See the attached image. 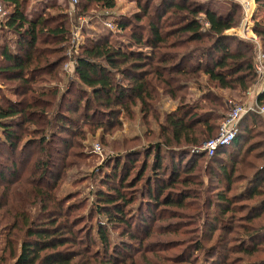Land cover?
Returning <instances> with one entry per match:
<instances>
[{
    "label": "trees",
    "instance_id": "16d2710c",
    "mask_svg": "<svg viewBox=\"0 0 264 264\" xmlns=\"http://www.w3.org/2000/svg\"><path fill=\"white\" fill-rule=\"evenodd\" d=\"M136 1L140 10L119 28L150 52L123 48L109 36L89 38L65 82L67 13L52 12L53 2L33 14L29 0H1L8 16L0 83L10 84L17 98L0 87V264H197V252L208 254V264H264V139L248 130L262 115H245L233 142L213 156L196 149L218 134L225 117L203 110L212 97L222 106L213 88L246 90L257 79L252 49L227 32L239 23L241 6ZM256 1L264 8V0ZM93 4L113 8L116 0H80V11ZM254 30L264 41V26ZM189 83L207 89L203 104L181 94ZM160 90L181 99L163 121L155 106ZM258 102L264 106V91ZM121 111L129 119L144 111V135L156 140L110 154L95 200L82 212L89 198L63 193L67 159L83 153L74 151L83 146L85 129H111ZM252 149L261 163L249 160ZM234 184L238 192L227 195ZM200 194L206 202L193 240L195 224L184 209ZM178 247L179 253L165 252Z\"/></svg>",
    "mask_w": 264,
    "mask_h": 264
},
{
    "label": "rangeland",
    "instance_id": "374dc122",
    "mask_svg": "<svg viewBox=\"0 0 264 264\" xmlns=\"http://www.w3.org/2000/svg\"><path fill=\"white\" fill-rule=\"evenodd\" d=\"M196 2H215L217 5L222 4H230V1L239 2V0H195ZM55 4L52 8V12H57L60 10H64L67 13V24L71 31L70 41L67 47V57L68 59L64 62L62 67V75L64 76L65 82L72 76L75 56L80 51L81 47L88 42L89 38L94 37V39H99L104 36H109V38L117 44H120L123 48L128 47L135 50H144L150 52L151 48L146 46H140L137 43L130 41L125 35V30L122 31L119 28V22L123 19L130 20L136 12L140 10L138 2L136 0H116V5L113 8H104L98 7V5H91L87 12H81L79 6L80 0L76 2L74 0H29L28 10H30L33 14L41 10V8H46L49 4ZM256 8L253 10V15H250L247 19H245V9L241 6L240 19L237 26L229 29L227 32L232 35L237 36L239 40L248 44L252 49V54L254 55V61L256 65V70L258 72L257 79L252 83V85L246 90H241L238 88H213L215 96H217L222 106H219L218 101H214V97L211 100H207L204 103L203 110H220L221 112H225V116L228 112L235 106H242L244 110L247 112L243 114L240 120L237 123V128L239 130V126L243 123L245 115L250 112L262 115L260 121L257 119L254 120V126L251 129H248L250 135L253 136V139H264V135L258 136L260 134V129L264 128V112L262 111L263 105L259 104L258 96L262 94L264 91V68L259 66L257 59L261 54L264 55V41L262 37L257 34L254 30V25L256 23L264 26V8L261 7L260 4L255 0ZM61 7V8H58ZM56 13V14H57ZM246 23V24H245ZM205 28L208 26L204 24ZM193 46L199 47L200 43H191ZM190 46V44H189ZM261 53V54H260ZM260 67V69H259ZM64 72L66 73L64 75ZM115 78L117 80L122 81V77L119 73L115 74ZM64 82V83H65ZM125 82V81H124ZM205 82V78L202 79V83ZM0 83V87H2V92L7 98L16 99V95L14 94V90L10 88V84L7 85L4 81ZM63 83V84H64ZM43 85V83H41ZM46 84V83H45ZM48 83L47 88L50 86H54L56 83ZM62 84V86H63ZM190 87L187 93L185 91H181V94H186L187 102H202L204 97L207 96V89L203 90L202 86L199 87V84L189 83ZM41 85V86H42ZM38 86V85H37ZM180 98H172L171 95L167 94L164 90H160L159 98L155 101V106L157 109L161 111L160 120L163 121V116L166 113H169L175 110L180 104ZM121 115L117 117V123L111 129H96L94 131L89 128L85 129L84 136L85 138L82 140L81 148L75 147L74 152H83L80 153V156H69L67 161H71L72 164L65 172L64 176L61 179L63 183V193L65 195L75 194V200L89 198L86 207L82 208V212H86L87 206L89 202L95 200L94 194L96 192L97 186L100 184V176H104L103 171H101L102 166H105L107 163V159L110 154L115 152H123L125 150V146H139L146 145L154 140V137H149V135H144L146 126L142 119V115L144 111H137V115L135 119H129L125 117V111H121ZM119 120V121H118ZM222 122V121H221ZM251 123V122H250ZM80 128V127H79ZM249 128V127H248ZM264 133V132H263ZM151 134V133H149ZM238 134V133H237ZM236 134V136H237ZM25 135L24 137H27ZM125 138H137L133 140V144L125 143ZM250 140V142L253 141ZM124 142V143H122ZM233 142V141H232ZM231 142V143H232ZM203 143V142H202ZM230 145V144H229ZM226 145V146H229ZM100 148V149H99ZM263 153L261 155V159L264 160V144L262 146ZM192 152V150L190 149ZM256 151L251 150V159L252 163L256 164L261 163L262 161L256 160L254 158ZM38 157L32 159L34 161ZM107 164L105 168H107ZM208 166V161H204L202 168ZM203 168V169H204ZM207 168V167H206ZM205 181H208L206 177H204ZM243 184V183H239ZM243 186V185H242ZM240 187L234 184L230 189L226 192L227 195H232L237 193ZM215 198V197H214ZM245 199V198H244ZM243 200V199H241ZM195 204L192 207H188L184 209V215L187 218V222H194L195 228L192 231H196L193 234V240H197L198 235L200 234L201 227L200 224L203 220V209L202 204L205 201L204 195L200 194L199 199L192 201ZM202 208L201 216L198 215L197 211ZM239 215L243 213H237ZM167 219L163 222H166ZM240 224L242 221H238ZM236 222L234 226H240L239 223ZM242 228L240 229V234L237 237V244H240L239 239L242 235ZM237 234V233H235ZM209 243V242H207ZM3 244V241L0 242V248ZM209 246V245H208ZM169 254H176L180 252V248H173L170 251H165ZM195 262L197 264H208L209 259L208 254H204L203 252L195 253ZM207 256V257H206ZM236 256V255H234ZM239 259H245L246 257L240 256L236 257ZM260 258H264V247L262 252H260Z\"/></svg>",
    "mask_w": 264,
    "mask_h": 264
},
{
    "label": "built area",
    "instance_id": "2783aa9c",
    "mask_svg": "<svg viewBox=\"0 0 264 264\" xmlns=\"http://www.w3.org/2000/svg\"><path fill=\"white\" fill-rule=\"evenodd\" d=\"M74 1L76 2L77 0ZM239 1L240 4L245 9L246 12L245 19H247L250 15H253L252 14L254 11L253 9L256 8L255 0H239ZM7 16H8V10L5 8V6L0 0V36L5 21L7 19ZM257 61L259 66L264 68L263 54L259 56ZM262 111L264 112V106L262 107ZM246 112L247 111L244 110L242 106L233 107L222 120L218 134L215 137L209 139L207 142L200 145L199 147H197L196 149L205 151L208 156H213L219 147L231 144V142L235 139L236 134L238 132L237 123L240 120V118L243 116V114Z\"/></svg>",
    "mask_w": 264,
    "mask_h": 264
}]
</instances>
